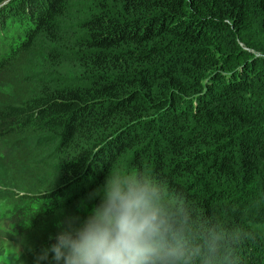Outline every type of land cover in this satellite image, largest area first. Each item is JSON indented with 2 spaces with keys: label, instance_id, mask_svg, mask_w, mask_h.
Listing matches in <instances>:
<instances>
[{
  "label": "trees",
  "instance_id": "obj_1",
  "mask_svg": "<svg viewBox=\"0 0 264 264\" xmlns=\"http://www.w3.org/2000/svg\"><path fill=\"white\" fill-rule=\"evenodd\" d=\"M73 7L0 0V140L26 155L28 139H57L62 182L10 217L26 263L57 264L53 218L115 165L238 227L230 264H264V0H95L69 39L80 78L33 93L36 41L57 39Z\"/></svg>",
  "mask_w": 264,
  "mask_h": 264
},
{
  "label": "clouds",
  "instance_id": "obj_2",
  "mask_svg": "<svg viewBox=\"0 0 264 264\" xmlns=\"http://www.w3.org/2000/svg\"><path fill=\"white\" fill-rule=\"evenodd\" d=\"M86 219L74 218L53 245L57 264H230L240 229L204 220L147 172L113 166Z\"/></svg>",
  "mask_w": 264,
  "mask_h": 264
},
{
  "label": "rangeland",
  "instance_id": "obj_3",
  "mask_svg": "<svg viewBox=\"0 0 264 264\" xmlns=\"http://www.w3.org/2000/svg\"><path fill=\"white\" fill-rule=\"evenodd\" d=\"M93 1L95 2L76 0L77 7L75 9L73 7L62 20L57 39H37L36 50L31 55L25 76L32 86L33 93L35 91L40 93L44 88L48 91L71 84L80 78V66L75 61V51L69 39L81 35L76 22L94 8ZM10 91L6 79L0 77V94H8ZM50 137L28 139L25 149L31 150L26 155H23L25 152L20 153L17 147L8 149V144L0 140V264H27L24 259V245L15 226L10 222V217L26 205L21 197L52 193L62 185V182L59 183L61 181L58 171L59 160L53 150L57 139ZM82 194L74 196L68 207L58 211L49 225L51 230L49 237L57 236L74 218L78 217L83 221L92 208L99 204L98 198L90 200L89 194L79 197ZM77 197L79 200L75 202Z\"/></svg>",
  "mask_w": 264,
  "mask_h": 264
}]
</instances>
